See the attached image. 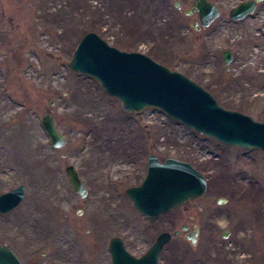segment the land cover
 Wrapping results in <instances>:
<instances>
[{
    "label": "rangeland",
    "instance_id": "1",
    "mask_svg": "<svg viewBox=\"0 0 264 264\" xmlns=\"http://www.w3.org/2000/svg\"><path fill=\"white\" fill-rule=\"evenodd\" d=\"M178 1L180 9L174 0H0V194L26 188L0 214V245L22 264H111L113 236L140 256L158 233L175 230L160 264H264V151L224 145L157 108L125 112L96 80L67 67L82 36L95 32L264 123V0L239 21L229 11L246 0H209L219 17L198 29L197 14L183 13L193 0ZM46 114L65 138L61 148L41 127ZM149 154L191 164L206 178L205 193L155 218L135 211L125 190L142 182ZM68 165L84 198L68 182ZM183 225L198 227L194 244Z\"/></svg>",
    "mask_w": 264,
    "mask_h": 264
},
{
    "label": "water",
    "instance_id": "2",
    "mask_svg": "<svg viewBox=\"0 0 264 264\" xmlns=\"http://www.w3.org/2000/svg\"><path fill=\"white\" fill-rule=\"evenodd\" d=\"M259 1L240 2L229 11L230 19L240 20L251 14ZM193 6L203 27L219 15L218 7L206 0H195ZM194 28H199L197 22H194ZM222 58L224 64H229L232 55L224 51ZM67 66L74 72L95 78L108 95L122 103L125 111L139 112L145 107H158L195 131L224 144L247 150H264V123L248 115L223 109L207 91L182 74L169 70L144 54L109 46L94 32L86 33L79 40ZM41 126L54 147L60 148L65 144L64 136L57 130L49 114L41 118ZM65 173L73 191L84 197L87 190L74 166H66ZM205 190L204 176L188 162L166 158L159 163L156 156L151 155L145 178L138 186L127 188L126 195L137 211L155 217L189 198L199 197ZM24 196L25 186L22 184L1 193L0 213L12 210ZM217 202H224V199L219 198ZM186 227L183 225L181 228L184 230ZM174 234H178V231ZM197 234L198 228L195 227L186 237L194 244ZM227 235L228 231H224L221 237ZM170 236L168 232L160 233L140 257L130 254L122 239L114 236L108 244L111 262L159 264L158 257ZM0 264L21 263L9 247L0 245Z\"/></svg>",
    "mask_w": 264,
    "mask_h": 264
},
{
    "label": "flooded vegetation",
    "instance_id": "3",
    "mask_svg": "<svg viewBox=\"0 0 264 264\" xmlns=\"http://www.w3.org/2000/svg\"><path fill=\"white\" fill-rule=\"evenodd\" d=\"M194 1L195 0H193L192 1V4H191V6L188 8V9H185V10H183V13L185 14V11L186 10H190L191 11V13L190 14H192V13H195V14H197V12H195L194 11V6H193V4H194ZM173 4H174V6L176 7V5H177V3L174 1L173 2ZM180 6H181V3H180ZM180 9V8H179ZM186 15V14H185ZM197 19H198V14H197ZM195 20H193V22H194ZM198 21V20H197ZM149 156V155H148ZM147 159H148V157H147ZM146 167H147V160H146ZM188 229V228H187ZM188 232V230L187 231H185V230H183V233H184V235H185V233H187ZM189 233V232H188ZM157 236V235H156Z\"/></svg>",
    "mask_w": 264,
    "mask_h": 264
},
{
    "label": "bare ground",
    "instance_id": "4",
    "mask_svg": "<svg viewBox=\"0 0 264 264\" xmlns=\"http://www.w3.org/2000/svg\"><path fill=\"white\" fill-rule=\"evenodd\" d=\"M0 116H1V114H0ZM43 200H45V199H43Z\"/></svg>",
    "mask_w": 264,
    "mask_h": 264
}]
</instances>
